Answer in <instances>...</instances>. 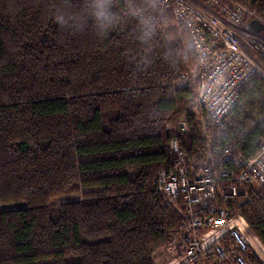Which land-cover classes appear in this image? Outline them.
Returning a JSON list of instances; mask_svg holds the SVG:
<instances>
[{
	"label": "trees",
	"instance_id": "16d2710c",
	"mask_svg": "<svg viewBox=\"0 0 264 264\" xmlns=\"http://www.w3.org/2000/svg\"><path fill=\"white\" fill-rule=\"evenodd\" d=\"M238 1L264 17V0ZM195 62L153 0H0V264H155L179 226L154 187L166 124L183 115L181 143L216 167L228 142L251 155L264 140V79L242 88L222 132L197 82L175 85ZM238 211L264 245V192Z\"/></svg>",
	"mask_w": 264,
	"mask_h": 264
},
{
	"label": "built area",
	"instance_id": "2783aa9c",
	"mask_svg": "<svg viewBox=\"0 0 264 264\" xmlns=\"http://www.w3.org/2000/svg\"><path fill=\"white\" fill-rule=\"evenodd\" d=\"M153 1L187 35L196 62L180 77L197 82V107L223 132L242 88L254 75L264 79L260 62L242 43L256 33L240 31L248 17L263 23L264 17L238 0ZM188 127L185 118L176 120L171 160L154 181L179 217L178 229L165 243L170 255L165 264H264V245L238 211L251 201V191L264 192V140L251 155L228 142L216 167L209 155L201 164L187 152L180 136Z\"/></svg>",
	"mask_w": 264,
	"mask_h": 264
},
{
	"label": "rangeland",
	"instance_id": "374dc122",
	"mask_svg": "<svg viewBox=\"0 0 264 264\" xmlns=\"http://www.w3.org/2000/svg\"><path fill=\"white\" fill-rule=\"evenodd\" d=\"M243 41L247 45L251 46V48L256 52V54L259 55L258 58H257L256 55H254V57L256 58L257 61L260 62L261 66L264 69V39L261 38V37L259 38V37H256V36H252V37L250 36L247 40L244 39ZM260 56H261V59L262 60L260 59ZM184 82H186V81H183V80L179 79V81H176L175 82V85L177 86L179 84H184ZM178 115H176V116H178ZM176 116H175V118H176ZM174 119H172L171 121H173ZM170 126H171L170 127L171 130H173V128H174L175 125H174V123H171ZM69 196L71 198H75L77 195H75V194H69ZM17 204H19V203H14V204H11V205H6L4 207L17 206ZM165 243L163 245H161L160 247L156 248L155 251H154L155 264H165V262L168 259H170V255L167 254V252L165 251Z\"/></svg>",
	"mask_w": 264,
	"mask_h": 264
},
{
	"label": "bare ground",
	"instance_id": "6f19581e",
	"mask_svg": "<svg viewBox=\"0 0 264 264\" xmlns=\"http://www.w3.org/2000/svg\"><path fill=\"white\" fill-rule=\"evenodd\" d=\"M251 19H253V18H249V17H248V18L245 20V23H244V24H246L247 22L249 23V21H250ZM254 19H255V18H254ZM244 24H243L242 26H244ZM242 26H241V27H242ZM241 27H240V28H241ZM249 29H250V28H249ZM250 30H251V29H250ZM251 31H252V30H251ZM253 57H254V56H253ZM254 58H255V57H254ZM255 59H256V58H255ZM180 79H181V78H180ZM181 80H182V79H181ZM183 81H184V80H183ZM226 116H227V115H226ZM226 116H225V118H226ZM178 118H184V116H183V115H178V116H176V118H175L173 121H169V122L166 124V129H167L168 133H171V135H173V133H172L173 130L175 131V126H174L173 130H171V128H170V130H168L167 125H169V127H171V126H170L171 123H174V125H175L176 120H177ZM224 121H225V119H224ZM171 138H172V136H171ZM169 142H170V140H169ZM169 149H170V145H169ZM187 152H188V151H187ZM170 153H171V149H170ZM188 153H189V152H188ZM189 154H190V153H189ZM190 155H191V154H190ZM205 155H206V156L209 155V156L211 157V155L208 154V153L203 154L202 157H200V158H197V157L194 156V155H192V156L196 157V158L198 159V161H199L201 164H204V160H205V159L203 158V156H205ZM171 156H172V153H171ZM170 160H171V159H170ZM163 167H165V166H163ZM163 167H162V168H163ZM162 168H161V169H162ZM161 169H160V170H161ZM160 170H159V171H160ZM159 171H158V172H159ZM158 172H157V173H158ZM156 175H157V174H156ZM248 229H249V228H248ZM167 261H168V260H167Z\"/></svg>",
	"mask_w": 264,
	"mask_h": 264
},
{
	"label": "clouds",
	"instance_id": "9594fccd",
	"mask_svg": "<svg viewBox=\"0 0 264 264\" xmlns=\"http://www.w3.org/2000/svg\"><path fill=\"white\" fill-rule=\"evenodd\" d=\"M95 11H96V15H97L98 18H100V19H108L109 12H108V10L106 9V7L103 4H98L96 6V10ZM55 19H56V21L58 23H61V24L63 23V18L62 17L56 16Z\"/></svg>",
	"mask_w": 264,
	"mask_h": 264
},
{
	"label": "water",
	"instance_id": "95a60500",
	"mask_svg": "<svg viewBox=\"0 0 264 264\" xmlns=\"http://www.w3.org/2000/svg\"><path fill=\"white\" fill-rule=\"evenodd\" d=\"M248 27L252 30L253 33L257 34L261 29L264 28V23L253 18L249 21Z\"/></svg>",
	"mask_w": 264,
	"mask_h": 264
},
{
	"label": "crops",
	"instance_id": "0c3cea01",
	"mask_svg": "<svg viewBox=\"0 0 264 264\" xmlns=\"http://www.w3.org/2000/svg\"><path fill=\"white\" fill-rule=\"evenodd\" d=\"M240 31L243 32V33L252 32V31L249 29V27H248V22H247L246 24H244V26H242V27L240 28ZM254 36L260 38L259 33L255 34Z\"/></svg>",
	"mask_w": 264,
	"mask_h": 264
},
{
	"label": "flooded vegetation",
	"instance_id": "af4514ba",
	"mask_svg": "<svg viewBox=\"0 0 264 264\" xmlns=\"http://www.w3.org/2000/svg\"><path fill=\"white\" fill-rule=\"evenodd\" d=\"M261 30H262V29H261ZM259 32H260V31H259ZM259 32H258V33H259Z\"/></svg>",
	"mask_w": 264,
	"mask_h": 264
}]
</instances>
